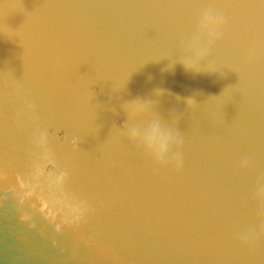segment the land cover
Here are the masks:
<instances>
[{"label": "water", "instance_id": "obj_1", "mask_svg": "<svg viewBox=\"0 0 264 264\" xmlns=\"http://www.w3.org/2000/svg\"><path fill=\"white\" fill-rule=\"evenodd\" d=\"M0 264H264V0H0Z\"/></svg>", "mask_w": 264, "mask_h": 264}]
</instances>
